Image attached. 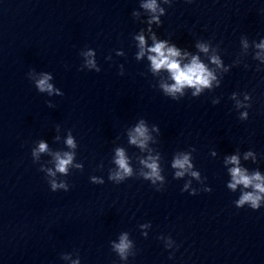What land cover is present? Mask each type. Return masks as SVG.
Wrapping results in <instances>:
<instances>
[{
    "label": "water",
    "instance_id": "obj_1",
    "mask_svg": "<svg viewBox=\"0 0 264 264\" xmlns=\"http://www.w3.org/2000/svg\"><path fill=\"white\" fill-rule=\"evenodd\" d=\"M138 3L0 0V264H264V207H234L240 186L227 189L231 165L224 164L226 155L237 154L241 166L264 174V65L252 59L253 42L264 36V0H175L166 9L158 36L193 52L195 40H205L224 64L235 65L217 72L219 88L178 101L161 94L165 74L153 76L144 59H134L131 37L144 26L131 17ZM85 48L95 50L99 73L80 70ZM121 49L125 55L115 56ZM29 69L53 75L64 93L54 98V109L27 80ZM233 92L241 100L250 95L245 121L229 98ZM140 120L151 135L143 151L127 137ZM69 132L77 144L73 164L82 168L63 177L69 191L53 193L47 172H39L54 168L53 157L43 154L34 167L31 148L45 140L50 151H67ZM116 148L124 149L132 168L119 184L107 180ZM248 150L255 162L244 160ZM181 153H190L199 180L174 178L171 163ZM149 155L158 157L163 183L144 179L140 161ZM90 176L105 183L93 185ZM206 186L211 192L202 191ZM193 189L199 191L190 196ZM147 222L151 227L142 229ZM125 232L134 247L121 262L110 242ZM160 236L178 248L165 250Z\"/></svg>",
    "mask_w": 264,
    "mask_h": 264
},
{
    "label": "clouds",
    "instance_id": "obj_2",
    "mask_svg": "<svg viewBox=\"0 0 264 264\" xmlns=\"http://www.w3.org/2000/svg\"><path fill=\"white\" fill-rule=\"evenodd\" d=\"M193 0H184V3L191 4ZM175 3V0H139L138 10L131 12V17L134 21H139L143 27H141L135 34L132 35L136 51L134 52V59L146 61L147 71L153 76L160 73L165 74V79L159 83V89L164 97L171 99L172 101H178L183 99L186 95H190L191 98H198L205 92H211L221 85L222 78L218 77L217 72H223L227 74L235 65H226L223 62L221 55L217 52L216 48H211L210 44L202 39H196L193 44L195 51H190L188 48H182L177 46L169 36L168 38H161L157 35L155 29L161 27V17L165 16L166 9L171 7ZM143 17V18H142ZM240 45L244 49L249 48V43L246 39L239 41ZM253 48L257 51L252 55V59L259 61L260 65H264V36H261L259 43L253 42ZM200 54H204L207 57V61L202 59ZM125 53L123 50H116L115 56L122 57ZM81 57L80 70H86L90 72L99 73L101 71L96 61V52L92 48H85L79 52ZM112 56L109 54L105 57V62L111 61ZM67 68V66H65ZM118 75H124L123 65H119ZM261 68L257 66L256 71H260ZM27 80L31 83L36 92L42 96L47 97L45 106L48 109H54L56 104L53 102L54 98H63L64 93L60 88H57L53 83L54 77L51 73L40 72L35 73L34 69H29L26 73ZM231 100L235 101V109L238 112V119L245 121L248 119V109L251 107L250 95L243 94V100L237 99L235 92L231 93ZM212 105L219 103L218 99L211 100ZM243 109V111H241ZM158 126L153 127L152 131H157ZM59 132V127L56 128ZM128 143L139 147L143 151L148 142L151 140V135L144 120H140L127 132ZM60 139L59 136L56 137ZM64 144L67 151H50L49 144L45 140H40L31 148V159L33 166L39 163L41 156L47 154L53 157L52 163L54 168H40L39 172H47L46 183L51 192L57 191L67 192L70 185L63 179L69 174L70 168L81 169V164H73V159L77 147L75 137L69 132L64 139ZM215 150L211 151V155H215ZM249 157L253 158L255 162V156L251 150L244 152V160H248ZM141 164L147 169L143 173L145 180L150 184L155 185L158 181L163 183V176L161 175L158 157L149 155L146 159L140 161ZM113 163L115 169L110 172L107 180L119 184L132 176V168L129 165L128 157L124 149L116 148ZM225 166L231 165L227 168L229 181L226 183V187L229 190L236 191L240 186V195L238 199L233 201L235 208L240 209L247 207L252 211H257L261 207H264V174L260 171H249L246 167L241 166L240 157L237 154L226 155L224 157ZM171 167L176 169L174 172V178H184L186 175L191 178L199 180L200 173L194 169V164L191 162L190 153H181L174 157ZM59 174V175H57ZM89 182L93 185H103L105 180L103 177L90 176ZM191 181H187L181 188V192H185L188 189V185ZM156 191H161L160 188H156ZM199 189H193L188 191L190 196H194L198 193ZM203 192H211V188L206 186L202 189ZM142 229L151 227L150 222L141 224ZM142 237H147L146 232H141ZM157 239H165V250L173 249L175 241L168 236H160ZM134 247L133 241L129 238L128 233H121L117 241L110 242V249L119 258L121 262H127L129 255L132 253ZM66 255L62 256V259H67ZM172 259V256H169ZM73 264H79V261H73Z\"/></svg>",
    "mask_w": 264,
    "mask_h": 264
}]
</instances>
